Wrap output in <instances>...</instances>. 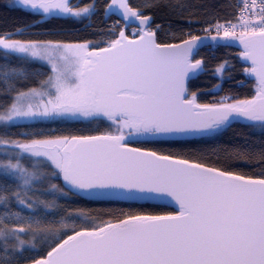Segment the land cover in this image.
<instances>
[{"label": "snow or ice", "instance_id": "6c2138e0", "mask_svg": "<svg viewBox=\"0 0 264 264\" xmlns=\"http://www.w3.org/2000/svg\"><path fill=\"white\" fill-rule=\"evenodd\" d=\"M10 6L77 23L97 14L96 0L83 6L72 0H12ZM161 6L168 5L149 0L135 8L129 0H108L104 15L118 19L109 29L114 37L99 47L90 40L0 35V83L5 94L15 93L0 108V145L11 150L0 163V264H264V176L128 144L211 137L240 120L264 136V0H240L231 18L214 21L203 35L189 32L178 43L157 38L161 25L147 9ZM234 46L242 49V71L254 79L255 94L198 102L189 81L205 71L200 51ZM36 61L50 66V74L31 86L40 76L32 66ZM226 65L227 60L215 69L221 80ZM81 118L105 120L110 130L16 139L8 127ZM258 158L264 160V152ZM64 197L161 200L175 203L178 212L126 215L78 228L75 220L87 213L64 208ZM16 204L30 215L11 211ZM47 216L62 219H41ZM38 244L46 252L42 257L34 251Z\"/></svg>", "mask_w": 264, "mask_h": 264}, {"label": "trees", "instance_id": "16d2710c", "mask_svg": "<svg viewBox=\"0 0 264 264\" xmlns=\"http://www.w3.org/2000/svg\"><path fill=\"white\" fill-rule=\"evenodd\" d=\"M89 0H76L77 5H86ZM135 8H141L149 0H129ZM168 6L147 9L153 15L157 24L161 25L157 38L160 42L178 43L185 34L192 32L203 35V29L216 20L223 21L226 17L231 18L237 11L238 0H162ZM12 0H0V35L11 34L14 38L28 41H59L63 43H79L92 41L95 47L105 44L114 37L109 29L117 20L113 16H105V6L108 0H96L97 14L91 20L77 23L67 18H50L30 14L18 8L11 7ZM179 6V7H178ZM120 26H117V29ZM22 30V31H21ZM131 37L132 29L126 30ZM239 50L231 48L215 47L204 48L200 51L197 59L203 58L205 73L189 83L191 91L197 93L200 103H217L222 98L230 97L227 102L238 99H251L255 94V83L242 71L245 66L239 58ZM229 61L225 66V72L221 80L215 75V69L223 61ZM14 64L18 60L11 61ZM5 63L0 54V64ZM33 68L40 73L39 77L30 81L31 86H38V80L47 77L49 66L38 61L33 63ZM220 84V88L216 85ZM20 86V85H18ZM15 93L7 95L4 85L0 83V108L11 102ZM13 138L24 139L33 136L56 137V136H87L99 135L109 131L108 122L100 120L68 121L36 120L25 121L16 126H8ZM130 145L144 150L155 151L160 154L173 157L185 158L190 161L204 163L233 171L238 174L260 178L264 176V160H260L259 154L264 152V136L259 130L252 131L247 126L235 123L231 128L206 138L184 141H167L151 139L133 142ZM247 149L248 152L244 153ZM8 154V153H7ZM6 155L0 153V163L6 162ZM9 158V157H8ZM54 182L61 180L53 178ZM15 188V184H10ZM42 191V189H41ZM64 208L69 210H83L86 216L75 220L76 226L91 227L106 220L116 219L126 215H164L174 214L175 211L168 207L150 204H135L125 202H99L84 199L82 197H64L59 201ZM11 211H22V215H30L27 209H22L19 204L11 207ZM3 214L0 205V215ZM41 219L47 222L60 221V216H47ZM11 224L16 226L17 221ZM23 235V234H22ZM39 256L46 254L44 248L38 244Z\"/></svg>", "mask_w": 264, "mask_h": 264}, {"label": "water", "instance_id": "95a60500", "mask_svg": "<svg viewBox=\"0 0 264 264\" xmlns=\"http://www.w3.org/2000/svg\"><path fill=\"white\" fill-rule=\"evenodd\" d=\"M76 0H72V2H74ZM115 17L116 19H118L117 16L115 15H110ZM130 29V28H128ZM126 33V30H125ZM127 35V33H126ZM239 51H241L242 49L239 46H235ZM242 61V60H241ZM242 63L245 65V62L242 61ZM205 73V71L200 74L198 77L202 76ZM198 77L192 79L189 81V83L191 81L196 80ZM254 83V79L250 78ZM238 123L244 126H247V122L240 120V121H234L233 124ZM206 138V137H203ZM195 139H201V137H187V138H171V139H158V140H167V141H184V140H195ZM129 147H134L132 145H129ZM136 148V147H135ZM61 183L63 184V181L61 179ZM84 198V197H82ZM87 200H91V201H99V202H125V203H135V204H150V205H156V206H163V207H168L171 208L176 212H178V206L175 205V203H167L165 201H161V200H152V199H137V200H133V199H122V198H100V199H96V198H84Z\"/></svg>", "mask_w": 264, "mask_h": 264}, {"label": "rangeland", "instance_id": "374dc122", "mask_svg": "<svg viewBox=\"0 0 264 264\" xmlns=\"http://www.w3.org/2000/svg\"><path fill=\"white\" fill-rule=\"evenodd\" d=\"M74 5H77V4H74ZM38 62H40V61H38ZM40 63H43V64L47 65L45 62H40ZM64 120H68V121H82L83 120L84 121V120H91V119L81 118V119H64ZM22 122H25V121H22ZM22 122H20V123H22ZM145 140H151V139H136V140H132V141L128 142V144H131L133 142L145 141ZM10 151L11 150H6L4 146L0 145V153H4L5 155H7V153L10 152ZM8 157H9V159H12V157L10 155H8ZM22 162L25 163L26 167L29 166L27 161H22ZM0 171H2V170H0Z\"/></svg>", "mask_w": 264, "mask_h": 264}, {"label": "built area", "instance_id": "2783aa9c", "mask_svg": "<svg viewBox=\"0 0 264 264\" xmlns=\"http://www.w3.org/2000/svg\"><path fill=\"white\" fill-rule=\"evenodd\" d=\"M240 3V0H238V4Z\"/></svg>", "mask_w": 264, "mask_h": 264}]
</instances>
